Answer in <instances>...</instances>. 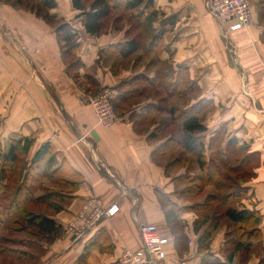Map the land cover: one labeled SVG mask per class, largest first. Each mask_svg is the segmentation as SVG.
<instances>
[{
    "label": "crops",
    "instance_id": "1",
    "mask_svg": "<svg viewBox=\"0 0 264 264\" xmlns=\"http://www.w3.org/2000/svg\"><path fill=\"white\" fill-rule=\"evenodd\" d=\"M56 1L52 12L74 27L81 43L78 51H67L55 27L34 11L0 0V149L7 150L13 137H27L32 140L27 157L31 158L47 143L58 162L67 160L81 175L70 202L53 214L64 232L31 250L36 264H75L94 238L98 244L82 264H119L127 248L141 247L142 223L156 224L164 238L167 258L159 264H241L239 254L227 263L220 253L226 241L224 228L215 230L206 249L200 248L204 245L199 237L208 225L195 232L194 212L179 216L181 229L174 231V223L168 221L162 195L174 191L165 168L170 154L155 152L157 145L148 141L155 126L137 116L143 106L156 102L147 97L151 91L133 98L130 112L123 111L126 120L110 128L97 124L87 98L113 87L118 101L127 92L123 82L140 75L156 80L159 74V80L168 84L177 80L173 69L180 81L183 76L196 81L195 97L194 92L188 95L194 101H212L204 124L208 139H215L213 148L225 147L235 136L246 144L248 154L258 156L241 204L242 209L260 212L258 226L264 229V9H260L264 0H250L254 23L246 30L228 31L210 14L209 0H154L155 16L144 19L148 24L139 26L135 35L128 32L131 25H125L98 36L86 32L72 0ZM152 31L155 36L162 32L165 50L159 56ZM133 38L140 49L128 57L102 51ZM152 48L159 67L136 61L144 49ZM135 84L132 88L142 86ZM94 195L104 207L119 205V211L83 237L65 233ZM246 264H264V257L252 254Z\"/></svg>",
    "mask_w": 264,
    "mask_h": 264
},
{
    "label": "trees",
    "instance_id": "2",
    "mask_svg": "<svg viewBox=\"0 0 264 264\" xmlns=\"http://www.w3.org/2000/svg\"><path fill=\"white\" fill-rule=\"evenodd\" d=\"M8 1H12L15 6L34 11L55 27L65 40L67 51L80 50L81 43L74 27L52 12L57 7L56 0ZM153 1L72 0V4L74 9L78 10L77 16L82 19L86 32L98 36L107 32L113 22L118 21L119 17L114 15L117 11L129 13L139 22L144 19L151 20L155 16ZM154 39L155 53L159 56L165 50L162 32L154 36ZM139 49V41L133 38L102 51L110 56L128 57ZM172 71L171 75L177 80L170 81L166 87H161L163 80H159V74L156 80L140 75L123 82L122 86L126 87L127 92L121 99L114 101V107L117 112L123 114V111L130 109L133 98L151 91L147 97L150 96L149 98L156 102L143 106L140 115H137L142 118V122L148 120L149 124L155 126L148 134V141L157 145L155 152L161 155L171 154L177 147L182 148L178 158L169 160L166 164V175L178 162L184 161L187 171L183 176L175 177L173 181L198 183L185 187L181 192L183 196H199L206 186H212L216 190L207 196L208 201L198 199L184 204L177 201L182 197L178 198V192L163 194V200L168 207V221L174 223V231L181 229L179 216L184 212H194L197 215L193 223L195 232L202 231L208 225L199 237L200 245H204L200 248L208 249L209 239L221 226L220 219L224 216L233 228L228 232L225 245L220 250L221 255L227 263L232 262L238 254L248 260L255 252L257 244L264 249V229L258 226L261 220L260 212L242 209L241 204L248 192L244 184L255 175L254 170L259 164L258 156L248 154L246 144H241L235 136L228 139L225 147L218 145L214 149L215 139H208L207 127L204 124V114L211 107L212 101H194L195 99L188 95L198 89L196 81H189L187 88L180 91L179 72L174 69ZM135 82H141L143 85L132 88ZM161 88H166L170 96L161 97ZM176 95L185 98V104L167 105L166 100ZM124 102H127L126 106L122 105ZM157 114L164 115L158 122L155 119ZM165 131H168V134L165 135ZM31 145L32 140L27 137H13L7 150L0 149V235L3 234L0 237V264L37 263L31 249L36 250L33 247L37 248V243L40 242L51 243L64 232L63 226L56 221L53 214L70 202L72 189L80 181L81 175L70 162H58L47 143L31 158H27ZM186 156L191 157L184 158ZM193 164L201 171L200 174L193 175L188 171ZM97 240L94 238L87 243L75 264L86 261ZM209 264L218 263L212 261Z\"/></svg>",
    "mask_w": 264,
    "mask_h": 264
},
{
    "label": "built area",
    "instance_id": "3",
    "mask_svg": "<svg viewBox=\"0 0 264 264\" xmlns=\"http://www.w3.org/2000/svg\"><path fill=\"white\" fill-rule=\"evenodd\" d=\"M210 14L227 26L228 31L246 30L254 23L250 0H209ZM116 91L104 87L87 98L93 107L97 124L104 128L123 123L124 114L116 111L114 101ZM119 205L104 207L98 196L86 201L82 209L65 228V233L80 238L94 229L98 223L119 211ZM142 245L138 249L127 248L120 257L119 264H159L167 258L164 238L154 223H142L139 227ZM181 264H186L183 262Z\"/></svg>",
    "mask_w": 264,
    "mask_h": 264
},
{
    "label": "rangeland",
    "instance_id": "4",
    "mask_svg": "<svg viewBox=\"0 0 264 264\" xmlns=\"http://www.w3.org/2000/svg\"><path fill=\"white\" fill-rule=\"evenodd\" d=\"M260 9H264V7H261ZM77 15H78V13H77ZM114 15L116 17H119V18H118V21L116 23L113 22V24L109 27V28H111L110 30H117L116 28H118V26L120 28V27H124L125 25H131V27H129L130 29L128 30V32H129L130 35H135L134 31L138 30L139 26L144 28V26H146L148 24L147 22L145 23V21L139 22V21H137L135 19V17L133 15H131L129 13H124L122 11H117V12L114 13ZM262 17H264V16L262 15ZM146 21H148V20H146ZM262 21H263V19H262ZM146 30H148V29H146ZM152 32H153V35L155 36L154 31H152ZM156 57L157 56L154 53V50L152 48V50H145L144 49V51L142 53L138 54V56L135 59H136L137 62L143 60V62L146 63L148 61V62H150V64L152 63V64L156 65L157 67H159L160 65L157 64L158 59H156ZM183 79L184 80L180 81L181 84L179 85L180 87L178 88V89H180V91H184L187 88V85L189 83V81L187 80V78L185 76H183ZM166 81H168V80H166ZM134 85L136 86V84H134ZM141 85H143V84H141ZM166 86H167L166 82L163 81V84H161V87H166ZM178 89H177V91H178ZM168 95H169V91L166 88H161L160 96L161 97H168ZM195 95H196V92H194L191 95V97H195ZM157 100H158V98H157ZM185 101H186L185 98H181L179 96H172L170 99L166 100V104L167 105L182 106V105L185 104ZM128 110H130V109H127L125 112H130ZM139 111H142V108L139 109ZM130 115H131V113H130ZM151 117L149 119H151ZM162 117H164V115L157 114L155 116V119H157L156 122H158ZM164 134L165 135L168 134V131H165ZM181 150H182L181 147L175 148V150H173V152L170 154V161H173L174 159H177L179 153L181 152ZM189 157H191V156H186L184 158H189ZM186 171H187V168H186V165H185L184 161H180V162L177 163L176 167H174L171 170H169L168 176H170L172 178V181H173V179H175V177H177V176L179 177V175L183 176V173H185ZM188 171H191L190 173H192L193 175L201 173V171L197 168V166L195 164H193L191 166V168L188 169ZM182 176H180V178L184 179ZM193 183H198V182L197 181L196 182L193 181V182H190V183L189 182L181 183L180 180H177V181L174 180L173 181V185H174V191L173 192H178L179 193L178 194L179 195L178 198L182 196L179 200H177L178 202H180V204L190 203V202H193V201L195 202L196 200L198 201V199L200 201H203L204 199H207V201H208L209 199L207 198V196L209 194H211V193H215L216 192L215 188H212V186H208V187L206 186L202 190L203 192L199 196L198 195L197 196L196 195H194V196H186V195L183 196L181 194L183 189H185V187H187V186L192 185ZM198 185H200V184H198ZM194 215H196V214H194ZM221 217H220L221 218L220 219V221H221V226L220 227L224 228V230H225V238L227 239L228 232L233 228V226L231 225V223L228 221L227 218H225L224 216H221ZM4 232L5 231H1V233H4ZM1 235H3V234H1ZM1 235H0V237H1ZM33 248L37 249L35 247H33ZM253 254H257L258 256L264 257V249L262 248L261 245L257 244L256 247H255V252ZM240 258H241V260H240L241 264H246L247 263L248 260L242 258V255H240Z\"/></svg>",
    "mask_w": 264,
    "mask_h": 264
}]
</instances>
